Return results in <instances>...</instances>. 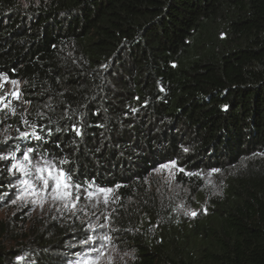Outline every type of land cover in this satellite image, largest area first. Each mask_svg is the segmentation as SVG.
<instances>
[{
	"label": "trees",
	"instance_id": "trees-1",
	"mask_svg": "<svg viewBox=\"0 0 264 264\" xmlns=\"http://www.w3.org/2000/svg\"><path fill=\"white\" fill-rule=\"evenodd\" d=\"M0 75L41 137L0 139V155L31 148L82 186L74 208L0 220V264H65L104 234L114 264H264V0H0ZM172 161L207 202L195 217L150 186Z\"/></svg>",
	"mask_w": 264,
	"mask_h": 264
},
{
	"label": "rangeland",
	"instance_id": "rangeland-1",
	"mask_svg": "<svg viewBox=\"0 0 264 264\" xmlns=\"http://www.w3.org/2000/svg\"><path fill=\"white\" fill-rule=\"evenodd\" d=\"M0 77H5L0 75ZM11 81V79L8 78ZM19 91L21 90V85L18 83L17 85ZM13 90V86L9 84H5L0 94L3 92H11ZM21 93V91H20ZM12 106L15 108V114L6 113V111H0V139H11L21 137V132H34L29 125H25L22 123V120L26 119L25 113L20 115V111L23 108V105H27L26 102L22 101V95L19 100L12 99ZM19 117L20 120L16 122L15 118ZM16 149V148H15ZM20 150H16L14 153L15 156L22 160V155L19 154ZM12 155V154H11ZM10 155V156H11ZM9 156V155H8ZM14 162V161H12ZM171 163V162H170ZM167 163V164H170ZM182 170L180 166L175 163V167L169 168H158L153 176L149 179L150 186L155 190L156 200L159 199L160 203L165 206L164 203L170 202L171 207L174 208L175 215L180 214L181 217H192L191 212L195 211L198 213L199 211H203L207 205L206 201H202L198 199L197 196L193 194L191 188L187 186H182L177 184L176 176ZM201 176H204L209 179V183L207 181L206 185L201 188L204 194H219L222 191V187L220 186V182L215 178V172H203ZM13 184L11 186L12 195L15 196V199L6 206L0 209V220L5 218H12L16 213H18L23 208H33L34 214H37L40 211L46 210L47 205L52 201L50 196H44L43 198L40 196L32 197L28 195H23V185L19 183V180L16 176L12 175ZM207 194V195H208ZM22 198H18L21 197ZM12 198V196H11ZM15 201V203H13ZM101 241H97L94 244H88L84 246V249L71 257H69L68 263L65 264H80V262L86 258L95 259L99 255L98 264H114L116 260L119 262L122 259V255L116 257L115 253L122 252V249L109 248L107 245L111 243L104 242L105 246L103 247L102 255L93 249L100 248ZM121 250V251H120ZM125 253H123L124 255ZM61 264V263H60Z\"/></svg>",
	"mask_w": 264,
	"mask_h": 264
},
{
	"label": "snow or ice",
	"instance_id": "snow-or-ice-1",
	"mask_svg": "<svg viewBox=\"0 0 264 264\" xmlns=\"http://www.w3.org/2000/svg\"><path fill=\"white\" fill-rule=\"evenodd\" d=\"M11 84L13 90L11 92H3L0 94V111H6V113L15 114V108L12 106L11 100L9 97L15 100L21 98V93L17 87L18 82L15 80H8V78L0 77V91L3 90L5 84ZM22 123L29 125V121L24 119ZM30 127L36 128V125H29ZM21 138L28 139L31 136H35L36 139H40L38 133L35 131L32 133L21 132ZM33 152V149L29 148L22 153V160L17 158L15 154L11 156L0 155V159H7L10 162V167L8 171L16 176L19 180V183L23 185V195H28L32 197L40 196H50L53 201H60L64 204L65 207H75L76 202H79L81 199L80 189L81 185L73 182L72 176L69 172H66L63 168L57 166V164L49 159L41 157L40 160H34L30 153ZM61 164L66 163V161H60ZM162 168L175 167V161H172L170 164H165L161 166ZM218 171V170H214ZM112 189L109 188H99L97 193L103 195V203L107 204L109 202V194L112 193ZM97 193L86 192L84 195L86 198L93 199L96 198ZM18 198H22L18 197ZM15 203V201H13ZM193 217L197 215L195 211L190 213ZM90 228H95L93 225H89ZM104 227V225H100ZM97 241H101L100 248L93 249L102 253V249L105 246L104 242L111 243V237L107 234L97 235V236H87L81 241L82 244H94ZM18 259H23L19 257ZM99 255L93 258H86L80 262V264H98Z\"/></svg>",
	"mask_w": 264,
	"mask_h": 264
}]
</instances>
